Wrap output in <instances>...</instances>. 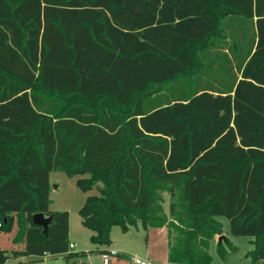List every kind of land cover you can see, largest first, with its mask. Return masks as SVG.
<instances>
[{"label": "trees", "instance_id": "16d2710c", "mask_svg": "<svg viewBox=\"0 0 264 264\" xmlns=\"http://www.w3.org/2000/svg\"><path fill=\"white\" fill-rule=\"evenodd\" d=\"M51 171L97 186L93 244L164 227L169 263L210 264L223 216L264 263V0H0V230L24 243L0 264L84 254Z\"/></svg>", "mask_w": 264, "mask_h": 264}, {"label": "rangeland", "instance_id": "374dc122", "mask_svg": "<svg viewBox=\"0 0 264 264\" xmlns=\"http://www.w3.org/2000/svg\"><path fill=\"white\" fill-rule=\"evenodd\" d=\"M76 177H69L62 171H51L49 174L50 191L49 198L50 204L49 209L52 211H67L70 218L71 226V241H77L76 249H91L86 251L85 254L89 255V258L75 257H50L48 255L44 257L37 256H21L19 258H10L5 264H103L101 257V250L106 248H113L112 246L121 247L124 252L122 257L131 264H134L131 260L133 256H137L141 259L146 258L145 252L150 251L154 255V264H170L167 261V255L164 247V240L156 241L154 244L152 240L147 238V234L140 228L135 231L134 227L131 229L129 234H125L119 226H113L110 232V238L112 241L109 245H98L90 242L89 237L91 231L84 227L81 222V217L78 213L79 208L82 206L85 198L89 195H97L98 188L94 186L89 191L80 190L75 183ZM99 185V184H98ZM168 208V197L164 203V209L167 211ZM223 225V230L226 237L238 250L236 253H231L227 247L225 239H222L223 246L228 251L225 259L219 257L216 247L219 241L212 243L209 249V254L212 257L210 264H251L249 258L245 256L246 252L252 248L250 236H234L229 231V221L223 217H216ZM14 232H17V224L15 223ZM1 233H8L0 230ZM14 234V235H15ZM15 245L21 242H14ZM21 248H9L8 253L15 250H22L24 243L22 242ZM8 247V246H7ZM117 258V255L116 257Z\"/></svg>", "mask_w": 264, "mask_h": 264}, {"label": "crops", "instance_id": "0c3cea01", "mask_svg": "<svg viewBox=\"0 0 264 264\" xmlns=\"http://www.w3.org/2000/svg\"><path fill=\"white\" fill-rule=\"evenodd\" d=\"M14 228H15V225H13L11 231L8 233H1L0 232V249L9 250V248H15V246H17V248H21V246L23 245L22 242L15 245V243H13V241H12L14 236H15L14 235L15 234ZM68 228H69L68 229L69 242H70V244L74 245L72 248H70V252H73V253H82L83 252L84 254L78 255V256H80V258H85V259L89 258L90 256L85 254V253H86V251H90L91 249H87V250L79 249V250H77L76 249L77 241H75V240L71 241V239H70L71 235H72L71 234V226H70V218H69ZM140 228L142 229V227L139 225L138 227H136L134 229H135V231H138V229H140ZM131 229H133V227L129 228V230L127 232H125V234H129ZM143 231L147 234V238L149 240L150 239L152 240L153 244L156 241L162 242V240H164V247H165V251H166V255H167L168 247H167V230H166V228H164V227L149 228L147 231H145V230H143ZM223 233H225L224 230H223ZM218 238H219V236L217 235L211 240L210 245H209V249H210V246L213 242L216 243L218 241ZM111 246H112V241H111ZM112 247L113 248L103 249L106 251H115L116 255H117V258H115L116 255L110 256L108 264H131L130 262H128V260H126L122 257L124 250L121 247H117V248H115L116 246L115 247L112 246ZM144 254H145L146 258H143V260H145L147 262V264H154V260H155L154 255H152L149 250H147ZM66 255L67 254H57V255L50 256V257H58V256L67 257ZM78 256H75V257H78ZM88 264H91V263H88Z\"/></svg>", "mask_w": 264, "mask_h": 264}, {"label": "water", "instance_id": "95a60500", "mask_svg": "<svg viewBox=\"0 0 264 264\" xmlns=\"http://www.w3.org/2000/svg\"><path fill=\"white\" fill-rule=\"evenodd\" d=\"M32 222L36 226L42 227L43 233H47L48 225L51 223V216H44L43 213H35L32 216ZM222 239H225L224 235H220L218 241L221 242Z\"/></svg>", "mask_w": 264, "mask_h": 264}, {"label": "built area", "instance_id": "2783aa9c", "mask_svg": "<svg viewBox=\"0 0 264 264\" xmlns=\"http://www.w3.org/2000/svg\"><path fill=\"white\" fill-rule=\"evenodd\" d=\"M70 248H72L74 245L73 244H69ZM112 255H116V252L115 251H107V252H104L101 254V257H102V261H103V264H108L109 262V258L110 256ZM132 262L135 263V264H147V262L137 256H133L131 258ZM264 264V263H262Z\"/></svg>", "mask_w": 264, "mask_h": 264}]
</instances>
